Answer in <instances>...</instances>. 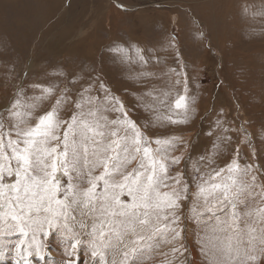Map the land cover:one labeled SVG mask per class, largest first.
I'll return each instance as SVG.
<instances>
[{
    "label": "snow or ice",
    "instance_id": "obj_1",
    "mask_svg": "<svg viewBox=\"0 0 264 264\" xmlns=\"http://www.w3.org/2000/svg\"><path fill=\"white\" fill-rule=\"evenodd\" d=\"M249 11L245 6L242 15ZM252 14L264 15V6ZM196 35L204 38L202 30ZM176 41L169 33L167 48L183 69ZM106 51L120 63L139 66L127 79L175 76L182 92L153 84L134 94L138 107L152 113L142 128L100 69L46 73L63 78L65 86L58 88L43 81L24 85L26 65L21 83L0 105V261L81 264L86 256L87 264H196L189 258L185 221L199 227L214 219L211 236L195 233L204 264H264V164L241 163L239 144H252L247 133L231 159L212 167L233 141L216 136L210 151L192 161L189 174L190 145L179 136H149L145 130L190 121L191 78L131 37L113 41ZM45 102L50 105L41 111ZM220 115H226L223 108L214 121L217 129L230 131ZM231 131L245 130L241 125ZM251 155L257 156L255 149ZM204 213L212 214L208 221ZM53 243L65 260L49 259ZM161 244L169 251H159Z\"/></svg>",
    "mask_w": 264,
    "mask_h": 264
},
{
    "label": "rangeland",
    "instance_id": "obj_2",
    "mask_svg": "<svg viewBox=\"0 0 264 264\" xmlns=\"http://www.w3.org/2000/svg\"><path fill=\"white\" fill-rule=\"evenodd\" d=\"M245 6L250 11L242 15ZM262 6L264 0H0V105L21 83L26 65L30 69L23 79L24 85L43 81L58 88L65 86L63 78L46 73L59 68L79 71L84 66H93L102 71L106 82L143 128L144 121H151L152 113L138 107L134 94L153 84L175 94L182 92L183 85H174L175 76L140 83L127 79L129 73L140 70L139 66L120 63L116 54L106 49L113 41L131 37L141 46L156 49V55L169 67L187 74L191 78L189 94L195 97L192 105L195 113L187 124L150 127L145 130L149 136L176 135L190 145L189 174L192 161L206 155L218 135L231 136L233 141L228 153L212 167L223 166L231 159L246 133L252 144H239L241 163L264 164V15L252 14ZM201 30L203 39L196 35ZM169 33L177 37L180 63L186 66L183 69L174 50L167 48ZM153 66L155 61L148 70H153ZM25 93L33 95L27 87ZM49 105L50 102H45L40 110H47ZM221 108L226 115L219 118L225 121L223 127L230 129L228 132L217 129L214 123ZM241 125L245 131H231ZM252 149L256 150L255 158ZM179 151H185L183 145ZM258 203V199L251 200L248 206ZM211 215L204 213L202 220L208 221ZM185 223L189 258L194 257L196 264H204L195 233L207 232L211 236L215 220L199 227L192 221ZM50 246L49 259H66L55 250L54 243ZM159 251L168 252L169 246L161 244ZM162 258L155 257L157 262ZM33 259L36 264V258ZM0 264H11V260L6 258ZM81 264H87L86 256Z\"/></svg>",
    "mask_w": 264,
    "mask_h": 264
}]
</instances>
